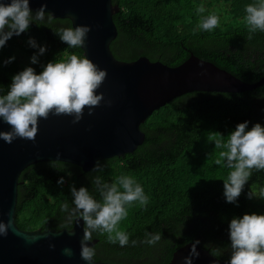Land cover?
<instances>
[{
	"label": "trees",
	"instance_id": "1",
	"mask_svg": "<svg viewBox=\"0 0 264 264\" xmlns=\"http://www.w3.org/2000/svg\"><path fill=\"white\" fill-rule=\"evenodd\" d=\"M257 0H113L119 10L113 15L118 35L112 43L117 58L134 60L145 55L176 66L193 52L246 82L264 77V33L248 39L244 7ZM205 12L197 13L199 5ZM216 13L218 27L202 31V16ZM39 24V26L37 25ZM33 23L29 30L13 36L0 49V92L6 93L12 76L26 66L36 72L55 59L72 54L84 57L82 47L68 48L54 31L73 26L67 18ZM47 46L37 64L30 65L36 51L28 46V37ZM11 63L5 64L9 57ZM245 120L249 127L264 124V83L244 92L194 91L173 99L155 110L141 125L144 142L131 153L98 160L103 170L84 172L80 166L63 161H45L25 168L18 185L15 220L25 230L61 229V206L71 203L70 185L87 186L96 199L91 177L100 175L111 182L120 175L133 176L149 197L146 206L128 207V215L119 227L129 233L124 247L112 244L106 234L93 233L98 239L94 259L118 264H167L173 252L188 242L199 245L217 257L230 256L228 224L244 213H264V199L253 196L264 188V170H253L245 184L238 205L224 197L228 169L216 165L219 152L214 138L218 132L227 136ZM64 184H58L60 177ZM74 222V221H73ZM146 232L160 233L154 245L141 243Z\"/></svg>",
	"mask_w": 264,
	"mask_h": 264
},
{
	"label": "water",
	"instance_id": "2",
	"mask_svg": "<svg viewBox=\"0 0 264 264\" xmlns=\"http://www.w3.org/2000/svg\"><path fill=\"white\" fill-rule=\"evenodd\" d=\"M44 4L53 18H67L73 26L91 27L82 49L84 57L107 69V77L97 89L105 99L91 115L86 107L83 118L76 123L72 116L50 114L39 120L34 139L16 138L11 143L0 139V220L14 221L7 236L0 235V264H118L81 259L82 218L72 227L58 230L20 228L15 215L22 171L38 162L63 161L87 172L98 160L134 152L146 138L141 125L178 96L194 91L244 92L262 85L264 77L246 82L193 52L176 66L145 55L120 59L111 48L118 35L113 15L119 6L113 0H31L33 9ZM8 128L0 122V130ZM97 241L90 243L93 246ZM192 243L175 250L167 264H184ZM65 247L72 249L70 257L64 255ZM197 250L194 264H226L227 260L199 244Z\"/></svg>",
	"mask_w": 264,
	"mask_h": 264
},
{
	"label": "clouds",
	"instance_id": "3",
	"mask_svg": "<svg viewBox=\"0 0 264 264\" xmlns=\"http://www.w3.org/2000/svg\"><path fill=\"white\" fill-rule=\"evenodd\" d=\"M47 5L37 9L31 7V0H0V49L13 36H19L29 30L33 23L50 22L51 12L46 11ZM197 13L205 12L204 5H199ZM244 23L249 33L248 39L256 32L264 33V0L246 4L244 7ZM220 17L216 13L202 16L198 27L210 32L218 27ZM39 26V24H37ZM90 26L81 24L68 26L54 31L68 48H80L90 31ZM29 47L36 49L30 57V65L37 64L47 46L40 44L34 37H28ZM15 56L9 57L5 64L11 63ZM107 77V69L101 68L93 60L76 54L66 59H55L43 65L42 71L36 72L32 66H26L11 78L6 93L0 92V122L9 125L8 130H0V139L11 143L16 138L34 139L38 130L39 120L53 115H69L73 123L83 118L85 108L91 115L95 106L104 101V93L97 92ZM106 103L111 104V100ZM250 121L245 120L236 125L227 136L219 133L210 141H214L219 152L216 165L229 171L224 181V197L226 202L238 205L245 184L253 170H264V124L257 122L249 127ZM103 168L99 161L93 172ZM94 190L99 194L96 199L87 186L77 188L70 185L71 203H64L61 212L64 214V226L70 227L73 221L81 218L84 222V234L80 240V256L84 261L91 262L95 249L90 243L93 233L106 234L109 243L124 247L137 240L130 241V235L119 227L128 215V207L136 204L147 205L149 197L143 186L130 175H120L111 182L102 176L91 177ZM64 184L62 176L57 181ZM253 196L264 199V188L259 194L251 190ZM14 221L0 220V235L7 236ZM228 237L231 253L226 264H264V213H244L233 217L228 224ZM161 238L160 233L146 232L141 243L156 244ZM192 243L191 250L184 257V264H194L199 256L197 245ZM54 248L55 245L51 244ZM63 253L71 256L72 249L65 247Z\"/></svg>",
	"mask_w": 264,
	"mask_h": 264
}]
</instances>
